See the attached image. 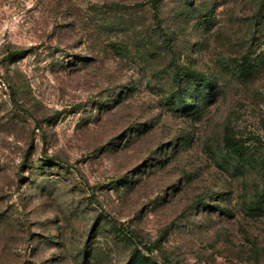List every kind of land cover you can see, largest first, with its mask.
<instances>
[{
    "label": "rangeland",
    "instance_id": "obj_1",
    "mask_svg": "<svg viewBox=\"0 0 264 264\" xmlns=\"http://www.w3.org/2000/svg\"><path fill=\"white\" fill-rule=\"evenodd\" d=\"M263 206L264 0H0V264H264Z\"/></svg>",
    "mask_w": 264,
    "mask_h": 264
},
{
    "label": "trees",
    "instance_id": "obj_2",
    "mask_svg": "<svg viewBox=\"0 0 264 264\" xmlns=\"http://www.w3.org/2000/svg\"><path fill=\"white\" fill-rule=\"evenodd\" d=\"M186 75L189 76L190 78H192L194 86L196 85L197 87H201L204 91L210 88V85L208 83L207 78L202 73H199V72L194 71V70H189L186 73ZM175 83L177 85V88L180 89L182 86V83H183V76L180 73H177L175 75ZM171 98L174 101L177 100L176 106L179 107L180 109H182V111L186 112V111H189L190 109H192V107H189L188 100L182 99V97H180V95L177 97L172 95ZM210 98H211V100H213L215 98V95H210ZM173 100H171V101H173ZM228 143L230 145H232L233 151L238 156V145L236 143L233 144V142H231V141H229ZM259 209H261V208H259L258 205H256V207H253V210H259Z\"/></svg>",
    "mask_w": 264,
    "mask_h": 264
}]
</instances>
